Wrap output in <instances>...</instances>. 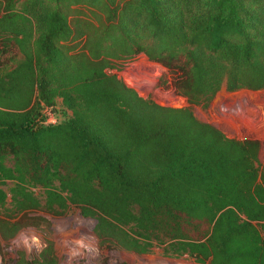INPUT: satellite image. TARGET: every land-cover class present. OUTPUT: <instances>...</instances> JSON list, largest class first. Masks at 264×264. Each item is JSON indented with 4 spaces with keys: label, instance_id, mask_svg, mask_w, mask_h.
<instances>
[{
    "label": "trees",
    "instance_id": "16d2710c",
    "mask_svg": "<svg viewBox=\"0 0 264 264\" xmlns=\"http://www.w3.org/2000/svg\"><path fill=\"white\" fill-rule=\"evenodd\" d=\"M65 1L34 0L24 16L13 0L0 4V58L10 55L0 62L10 104L0 111V174L10 156L21 181L56 184L93 218L101 243L146 253L156 242L199 264H264V197L230 181L226 160L210 154L218 137L192 120H158L154 109L177 112L150 107L105 72L143 53L192 105L264 89V0H131L127 22L87 28L86 54L73 56L59 44ZM34 92L44 106L60 99L71 117L34 127Z\"/></svg>",
    "mask_w": 264,
    "mask_h": 264
},
{
    "label": "rangeland",
    "instance_id": "374dc122",
    "mask_svg": "<svg viewBox=\"0 0 264 264\" xmlns=\"http://www.w3.org/2000/svg\"><path fill=\"white\" fill-rule=\"evenodd\" d=\"M13 1L15 13L24 16L23 9L30 6L34 0ZM1 2L4 4V0H0V4ZM93 2L90 6L67 0L61 6L60 11L68 29V36L60 39L59 44L66 55L86 54L83 47L87 28L123 25L127 22L123 12L134 7V3H130L131 0ZM2 7L3 5H0V15ZM34 38L33 33L31 39ZM123 39L128 43L130 37L124 35ZM9 57L7 53L1 55L0 62L9 65ZM111 63V68L105 72L115 75L126 88L132 90L150 107L177 112L167 113L154 109L152 113L158 120H166V124L167 121L177 120L181 125L186 124V120H192L196 128H206L218 137L216 144L211 147L210 154L214 158L226 160L227 165L224 167L229 172L230 181L248 189L250 198L264 197L262 137L228 139L216 127L207 124L202 117L208 106L233 91L216 92L208 106L205 103L192 105L185 97L175 93L171 77L166 70L149 61L143 53L127 60H111ZM238 90L250 95V99L255 97L252 103L246 104L247 108L250 107L247 112L249 116L243 114V117L246 120V116L250 120L259 117L263 121L264 114H261V111L264 105V89ZM36 96L34 92L28 120L38 114L42 105L37 103ZM6 104L0 92V111L6 110ZM243 105L238 104V109L241 110ZM51 106L57 107L65 120L71 117L70 111L60 99L54 98ZM209 143L211 142H205L206 145ZM1 165L6 170L0 174V192L3 195V198L0 195V264H41L40 255L45 250L43 258L48 260V264H199L187 256L171 254L165 245H158L156 242H152L146 253H135L110 243H101L93 234V218L78 205L66 200L64 194L57 190L56 184L54 187L42 188L27 182L25 178L21 181L22 176L15 170L13 158L10 156L3 158Z\"/></svg>",
    "mask_w": 264,
    "mask_h": 264
},
{
    "label": "built area",
    "instance_id": "2783aa9c",
    "mask_svg": "<svg viewBox=\"0 0 264 264\" xmlns=\"http://www.w3.org/2000/svg\"><path fill=\"white\" fill-rule=\"evenodd\" d=\"M253 99L255 97L250 99V95L244 92L233 91L219 97L211 106H208V110L202 117L207 124L216 127L228 139L242 140L254 136L257 139L262 137L264 141V119L261 121L262 119L255 117L256 120H250L248 117L247 112L250 111V107L247 108L246 104L252 103ZM241 103L244 105L240 110L237 106ZM243 114L248 115L247 120ZM261 114H264V105ZM64 121L57 107L41 105L32 125L36 128H47L57 126Z\"/></svg>",
    "mask_w": 264,
    "mask_h": 264
}]
</instances>
